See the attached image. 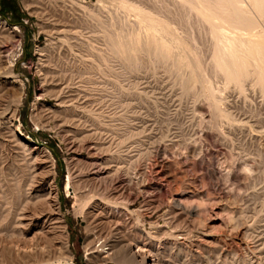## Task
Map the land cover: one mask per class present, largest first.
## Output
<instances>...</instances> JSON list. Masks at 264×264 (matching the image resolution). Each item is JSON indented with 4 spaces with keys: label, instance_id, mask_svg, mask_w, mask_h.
Here are the masks:
<instances>
[{
    "label": "rangeland",
    "instance_id": "obj_1",
    "mask_svg": "<svg viewBox=\"0 0 264 264\" xmlns=\"http://www.w3.org/2000/svg\"><path fill=\"white\" fill-rule=\"evenodd\" d=\"M205 2L0 0V264H264V0Z\"/></svg>",
    "mask_w": 264,
    "mask_h": 264
},
{
    "label": "bare ground",
    "instance_id": "obj_2",
    "mask_svg": "<svg viewBox=\"0 0 264 264\" xmlns=\"http://www.w3.org/2000/svg\"><path fill=\"white\" fill-rule=\"evenodd\" d=\"M161 1V0H160ZM178 1V0H177ZM191 1V3H192V1H195V0H190ZM205 1V0H204ZM224 1V0H223ZM219 4L221 5V2H220V0H206V2H205V5L203 6V8H205V11L206 10H208L209 11V13H207V12H204L206 15H205V17H207V20H211V21H214V19L216 20V21H218L219 22V24L221 25V24H223V23H221L222 22V19H221V17L222 16H220V14H221V12L219 11L220 10V7H219ZM222 4H224V2H222ZM232 5V4H231ZM239 5H240V3H239ZM211 6H213L214 8H216V10L215 9H213L214 11H215V13H214V11H212V8H211ZM236 7H238V9H242L240 6H236ZM209 9H211V10H209ZM204 10V9H203ZM223 10V9H222ZM221 10V11H222ZM224 10H226V9H224ZM243 10V9H242ZM210 11L211 12H213V15H214V17L213 16H211L210 14ZM229 11V10H228ZM227 10H226V15H227V12H228ZM229 13V12H228ZM226 15H224V17L226 16ZM215 17H217V18H215ZM227 17V16H226ZM223 18V17H222ZM219 19H221V20H219ZM224 19V18H223ZM226 19V18H225ZM216 21H215V23H216ZM229 21V20H228ZM217 22V23H218ZM225 22V21H224ZM227 22V21H226ZM225 22V23H226ZM230 22V21H229ZM228 23V22H227ZM230 29V28H229ZM110 45H111V43H110ZM117 48V47H116ZM115 49V48H114ZM164 53V52H163ZM116 54V53H115ZM112 55V54H111ZM108 56V55H107ZM111 57V56H110ZM158 61V60H157ZM170 61V60H169ZM109 62V61H108ZM161 62L163 63V64H165V63H167V60H166V58H161ZM172 62V61H171ZM124 64V63H123ZM172 64V63H171ZM164 67H165V65H164ZM60 95V94H59ZM57 98H58V96H57ZM119 170V169H118ZM118 171H116V173H117ZM27 242V241H26ZM137 243V242H136ZM18 246V245H17ZM26 246H28V245H26ZM40 246V245H39ZM38 246V247H39ZM22 247V246H21ZM40 247H42V246H40ZM92 247V246H91ZM136 247H137V252L138 253H146L147 251H146V249H145V247L144 246H141L140 244H136ZM26 248H29V247H26ZM25 248V249H26ZM90 248V247H89ZM113 248V247H112ZM125 248V247H124ZM126 248H128L127 246H126ZM126 248H125V250H123L122 248V250L121 251H119V252H114V251H116V250H114L113 251V253H107L108 255H106L103 259H102V262H101V264H106L107 263V261L108 260H110V261H114V262H116V263H120V264H136L137 263V257H136V259H135V257H129V255H128V253L126 252L127 250H126ZM22 249V248H21ZM24 249V248H23ZM22 249V250H23ZM91 249V248H90ZM30 250V249H29ZM28 250V251H29ZM38 250V249H37ZM24 251H26L27 252V249L26 250H24ZM40 252V251H39ZM42 252V251H41ZM40 252V253H41ZM45 252V251H44ZM43 252V254L45 255V253L47 254V252H45L44 253ZM94 251L92 250V252H90V253H93ZM96 252V251H95ZM131 252V251H130ZM136 252V253H137ZM36 253V252H35ZM39 255V254H38ZM139 255H141V254H139ZM42 256V255H41ZM40 256V257H41ZM142 256V255H141ZM30 257V256H29ZM31 257H33V255L31 256ZM88 257V256H87ZM20 258V257H19ZM16 259V258H15ZM23 259V258H22ZM28 259V258H27ZM27 259H24L25 261L27 260ZM34 259V258H33ZM40 259V258H39ZM43 259H45V257L43 258ZM71 259V258H70ZM41 260V259H40ZM47 260V259H46ZM24 261V262H25ZM41 261H44V260H41ZM70 261V260H69ZM46 262V261H45ZM45 262H44V264H45ZM67 262H68V260H67ZM37 263V262H36ZM38 263H39V261H38ZM46 263H48V260H47V262ZM12 264H20L18 261H16V260H13V262H12ZM25 264H28V263H25ZM34 264V263H33ZM41 264H42V262H41ZM152 264H159L156 260H153V263Z\"/></svg>",
    "mask_w": 264,
    "mask_h": 264
}]
</instances>
